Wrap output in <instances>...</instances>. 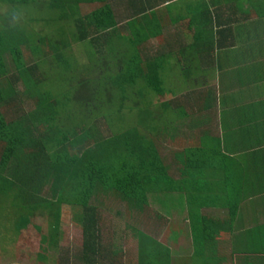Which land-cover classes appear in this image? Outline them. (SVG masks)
<instances>
[{"label": "trees", "instance_id": "obj_1", "mask_svg": "<svg viewBox=\"0 0 264 264\" xmlns=\"http://www.w3.org/2000/svg\"><path fill=\"white\" fill-rule=\"evenodd\" d=\"M198 1L199 6L190 3L188 10L198 9L201 18L211 20L208 8L214 0ZM0 2L9 5L0 19V228H35L43 248L38 258L47 261L50 251L58 250L61 206L79 207L85 236L82 260L98 257L96 264H108L114 244L100 246L98 223L104 198L112 197L136 213L137 264H146L142 253L149 250L157 259L160 245L147 233L152 230L139 226V216L149 210L150 195L161 193L163 198H156L163 211L157 210L158 219L185 209L195 247L215 245L211 218L201 209L212 198L215 165L210 158L220 146L207 135L183 154L174 151L172 159L160 147L168 137L166 118L187 114L177 91L166 86V64L188 55L211 64L215 48L207 45L213 37L205 28L209 25H200L203 30L193 32V42L186 43L185 30L167 31L169 25L149 15L130 21L124 32L118 25L117 0ZM74 34L80 47L76 57L69 44ZM150 39L167 47L156 56H144ZM247 39L254 37L247 34ZM260 42L254 45L264 51ZM187 62L182 72L192 82L193 71L203 65L193 69L194 62ZM258 66L255 78L264 84V61ZM169 93L175 97L161 103L150 99L154 94L160 101ZM175 160L185 164L179 167ZM255 178L264 185V172ZM247 193H264V187ZM239 199L229 209L231 217L238 212Z\"/></svg>", "mask_w": 264, "mask_h": 264}, {"label": "crops", "instance_id": "obj_2", "mask_svg": "<svg viewBox=\"0 0 264 264\" xmlns=\"http://www.w3.org/2000/svg\"><path fill=\"white\" fill-rule=\"evenodd\" d=\"M115 3L118 18L129 13L133 21L140 19L141 14L149 15L147 18L169 24L172 30L187 25V30L192 33L203 30L204 27L200 25H209L205 28L211 29L213 37L207 41V45L215 48L209 65H214L216 83L213 90L206 92L208 103L195 108V113L200 114L198 117L203 118L191 120L190 129L195 128L191 135L193 144L162 152L166 148L163 147L164 142L177 140L176 134L171 132V128L176 127L174 119L169 123L166 130L168 137L161 141L160 147L163 155L171 156L174 151L183 154L189 147L200 144L207 135L215 141L216 146H220L210 158L215 165L213 184L216 187L210 195L209 205L201 209L205 216L211 218L209 231L216 232L217 241L215 245L195 247L187 211L176 209L172 214L165 212L161 219L165 223L164 228L158 232L155 229L148 231L160 245L157 248L159 257L157 253L156 259L154 253V259L158 264H264V193L249 196L247 193L264 187L255 178L257 173L264 172L260 165L264 160V84L255 78L258 64L264 61V51L257 48L259 44L254 45V42L262 44L260 41H264V15H261L264 13V0H214L208 8L212 15L209 21L201 18L198 9V12L188 10L190 3L192 8L199 6L198 0H117ZM183 14L186 17L179 18ZM247 34L253 35L254 40L247 39ZM187 39L190 37H186V43L194 40L193 36L191 42H187ZM188 58L192 57L188 55ZM197 60L196 66L201 63L203 69L209 66L202 58ZM181 61L186 60H171L178 66ZM181 68L185 67L181 65ZM236 75H240V79ZM192 91V88L186 89V95ZM182 117L177 119L188 116ZM175 162L179 167L185 164L183 160ZM248 175L254 179L249 181ZM158 194L159 198H163V194ZM238 198V212L231 217L229 209ZM171 218L177 224L168 227ZM137 236V251L135 257L130 256L128 264H132L131 260L137 264ZM125 260L127 264V257Z\"/></svg>", "mask_w": 264, "mask_h": 264}, {"label": "rangeland", "instance_id": "obj_3", "mask_svg": "<svg viewBox=\"0 0 264 264\" xmlns=\"http://www.w3.org/2000/svg\"><path fill=\"white\" fill-rule=\"evenodd\" d=\"M8 10L9 5L0 2V19L6 14ZM11 12L12 14H16V16L18 15V12L13 9L11 10ZM129 15L131 14L127 13L126 16L120 15V17L118 18V25L121 26V28H123V31L126 33H128L129 30L127 25L130 23L131 19H133ZM179 27L180 25H178L177 28ZM187 28V25H182L180 30H185L183 31L185 32L184 35L190 37V39H187V42H191L192 32L188 31ZM167 31H169V27L167 28ZM170 31H172V29H170ZM164 32H166V30ZM76 38V34H74V36H71L69 42V44H72V55L74 57H76V54L79 53L78 48H80L75 46V43L77 41ZM165 44V42L150 39L146 44L147 46H145L144 56H149L151 54L156 56L161 50H164ZM184 59L186 61H181L179 63V66L176 62L173 63L174 61L167 62L166 68H168V70L166 71V86L173 92L177 91V96H181L182 98L184 95V97H186V101L184 100L185 98L182 99L181 105H186V116L188 117L185 119H177L178 117L174 115L176 127L171 128V132H173V134H176L177 140L164 142L165 145H163V147L166 148L162 149L163 153H166L167 149L170 150L172 147L180 148L182 145L193 144L191 135L193 134L195 128L190 129V123L192 122L191 120L194 121V119H197L198 121V119L203 118V116L198 117V115L200 114L195 113V108L201 105H206L208 103V101L205 100L206 98H203V96L207 95V91L213 90L216 83L213 74L214 65L210 66L211 64L203 69L205 70V72L201 69L199 70V68H197L199 71H193L192 79L194 81L190 82L191 80H186V77L183 76V68H181V65L183 67H187L189 63L187 61L194 62L193 69H196V67H199V65L196 66V62H198L197 58L195 60H190L188 56H186V58L182 57V60ZM169 67H171L172 69L170 70ZM202 73H207V75L204 76L205 74ZM12 75L13 71L9 72L7 76L8 78H11ZM76 81L77 79L75 78L74 82ZM191 88L193 89V91L191 92V96L186 95V89ZM200 96L202 97L199 98ZM69 97L72 98L70 100H74L75 102L77 101V96L75 95V93H71ZM174 97V94L169 93L159 101L157 95L152 94L150 96V99L152 100V103H161L162 101L169 100L170 98L172 99ZM206 97H208V95ZM197 98L199 99L195 102V99ZM71 111H75V109H72ZM172 119V117H167L165 122L168 121L169 124ZM199 133L202 134V131L199 130ZM168 146L170 148H167ZM201 185L206 184L201 182ZM214 185L215 184H213L212 188L215 189L216 185ZM211 190L212 191H210V193L214 191L213 189ZM157 197H159V194H156V197H152L150 195V206L148 208L149 210L144 211L142 214H140L139 226L148 230L155 229V231L158 232L160 229L164 228L163 226L165 223L163 220L158 219L156 214L157 210L161 211L160 205L156 202ZM61 212L62 217L60 221L58 250L50 251L49 257L52 256L51 259L43 262L39 260L38 257L39 254L42 253L43 248L41 247L39 238L41 233L38 232L35 228L30 226L29 229H19V232H17L16 229L12 231L8 228H0V264H96L98 257L96 259H93L92 261L88 260V262H84L82 260V251L85 236L83 232L81 216L79 215L81 213L79 207L63 205L61 206ZM162 212L163 211H161V213ZM100 216L101 218L98 223V230L99 234L101 235L100 246L103 243H108L109 241L110 243L114 244V252H112L108 262L111 264H126L125 258L127 257L128 264V262L130 261V256L132 258L135 257L137 251L136 234L138 226L136 225H138V222L136 224V220H134L137 217L136 213L133 212L131 208H127L125 203L109 197V200L107 198H104V205L101 208ZM42 220V218L37 217L38 223L42 224ZM170 222L171 223H169L168 227L177 224V221H172V218ZM149 234L152 235L151 233ZM126 252L127 254H125ZM142 258L144 259L146 264H158L157 260L153 258L152 253L149 250H146L142 253ZM131 263L134 264L132 260ZM98 264L102 263L99 261Z\"/></svg>", "mask_w": 264, "mask_h": 264}]
</instances>
